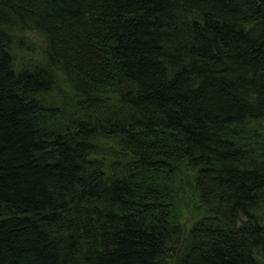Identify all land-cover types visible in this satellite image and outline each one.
I'll return each mask as SVG.
<instances>
[{"label": "trees", "instance_id": "1", "mask_svg": "<svg viewBox=\"0 0 264 264\" xmlns=\"http://www.w3.org/2000/svg\"><path fill=\"white\" fill-rule=\"evenodd\" d=\"M0 264H264V0H0Z\"/></svg>", "mask_w": 264, "mask_h": 264}, {"label": "rangeland", "instance_id": "2", "mask_svg": "<svg viewBox=\"0 0 264 264\" xmlns=\"http://www.w3.org/2000/svg\"><path fill=\"white\" fill-rule=\"evenodd\" d=\"M35 39L38 40V41H40V37H39V36L35 37ZM36 43H37V42H36ZM37 45H38V47H39L38 50H37V52H40V49H41V45H42V44L37 43Z\"/></svg>", "mask_w": 264, "mask_h": 264}]
</instances>
